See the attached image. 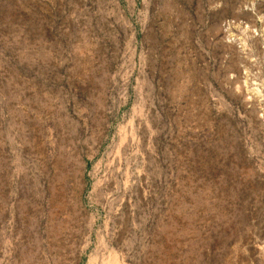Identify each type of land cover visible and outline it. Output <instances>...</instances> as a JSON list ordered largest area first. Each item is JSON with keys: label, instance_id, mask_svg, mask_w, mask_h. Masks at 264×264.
I'll list each match as a JSON object with an SVG mask.
<instances>
[{"label": "rangeland", "instance_id": "obj_1", "mask_svg": "<svg viewBox=\"0 0 264 264\" xmlns=\"http://www.w3.org/2000/svg\"><path fill=\"white\" fill-rule=\"evenodd\" d=\"M123 263L264 264V0H0V264Z\"/></svg>", "mask_w": 264, "mask_h": 264}, {"label": "bare ground", "instance_id": "obj_2", "mask_svg": "<svg viewBox=\"0 0 264 264\" xmlns=\"http://www.w3.org/2000/svg\"><path fill=\"white\" fill-rule=\"evenodd\" d=\"M113 253V252H112ZM114 254V253H113ZM109 255V254H108ZM91 259V258H90ZM107 259V258H106ZM114 259V258H113ZM112 261V260H111ZM105 262V261H104ZM110 262V261H109ZM121 262V261H120ZM108 263V262H107ZM113 263V262H112ZM117 263V262H116ZM124 264V263H123Z\"/></svg>", "mask_w": 264, "mask_h": 264}]
</instances>
